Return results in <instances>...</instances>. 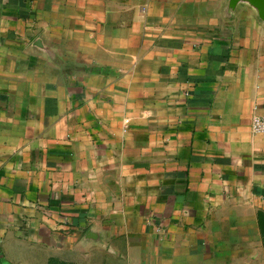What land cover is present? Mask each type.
<instances>
[{
	"label": "crops",
	"instance_id": "0c3cea01",
	"mask_svg": "<svg viewBox=\"0 0 264 264\" xmlns=\"http://www.w3.org/2000/svg\"><path fill=\"white\" fill-rule=\"evenodd\" d=\"M226 0H0V264H264V22Z\"/></svg>",
	"mask_w": 264,
	"mask_h": 264
},
{
	"label": "water",
	"instance_id": "95a60500",
	"mask_svg": "<svg viewBox=\"0 0 264 264\" xmlns=\"http://www.w3.org/2000/svg\"><path fill=\"white\" fill-rule=\"evenodd\" d=\"M242 6L251 7L264 22V0H226V15L233 16L236 10Z\"/></svg>",
	"mask_w": 264,
	"mask_h": 264
},
{
	"label": "built area",
	"instance_id": "2783aa9c",
	"mask_svg": "<svg viewBox=\"0 0 264 264\" xmlns=\"http://www.w3.org/2000/svg\"><path fill=\"white\" fill-rule=\"evenodd\" d=\"M253 128L257 131L264 130V117L261 115H254L252 117Z\"/></svg>",
	"mask_w": 264,
	"mask_h": 264
}]
</instances>
